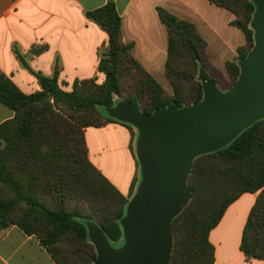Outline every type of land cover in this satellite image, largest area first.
<instances>
[{"label": "trees", "instance_id": "1", "mask_svg": "<svg viewBox=\"0 0 264 264\" xmlns=\"http://www.w3.org/2000/svg\"><path fill=\"white\" fill-rule=\"evenodd\" d=\"M208 1L231 11L235 18L230 24L245 37L237 56L226 62L232 78L226 86L204 65L209 60L207 41L196 26L161 6L157 12L168 33L165 75L173 86L170 98L133 57L134 43L123 42L122 19L113 1L86 12L109 37L98 65V72L105 76L102 83L96 78L76 80L72 90H65L59 83L58 67L52 75L35 72L15 50L37 77L41 90L26 94L0 70V103L15 112L12 119L0 125V231L17 225L27 235H36L56 264H95L97 251L88 235V221L99 225L112 245L119 240L124 243L121 219L141 174L133 180L129 197L123 195L90 162L85 128L120 122L108 115L107 107L121 100L138 102L144 113L200 101L204 95L200 67L222 91L235 84L240 75L239 60L255 44L251 28L255 5L253 0ZM46 49V45L35 46L33 52ZM124 77H134L132 94H124ZM120 123L132 131L131 124ZM68 170L73 171L70 176ZM49 171L55 188L40 190ZM67 181L77 182L76 190L67 189ZM188 184L191 199L172 222L174 244L169 264H214L209 233L226 208L246 192L258 195L244 226L240 249L248 259H264V118L241 131L225 147L196 157ZM69 195L83 197L87 207L77 201L79 205L68 208Z\"/></svg>", "mask_w": 264, "mask_h": 264}, {"label": "crops", "instance_id": "2", "mask_svg": "<svg viewBox=\"0 0 264 264\" xmlns=\"http://www.w3.org/2000/svg\"><path fill=\"white\" fill-rule=\"evenodd\" d=\"M109 1L116 4L121 16L123 42L134 43L133 57L157 80L165 77L168 56V33L159 19L158 6L192 22L214 58L225 47L232 50L227 40L237 38L235 32L226 37L217 32V10L208 0H0L1 72L26 94L41 90L30 68L52 75L58 67L59 83L65 81L71 85L76 80L95 78L109 37L86 12ZM234 18L235 15L229 19V25ZM213 35L218 36L220 44L216 43L210 53ZM244 42L243 35L242 42L234 45L233 59ZM43 45L47 46L46 50L33 52V47ZM15 50L23 55L30 68L22 63ZM14 115L13 110L0 103V125ZM84 133L90 162L129 197L132 182L140 175L131 129L120 122H110L89 126ZM257 195L258 192L243 193L226 208L220 222L210 231L214 264H264V259L246 258L240 249L244 226ZM0 264L56 263L36 235H27L13 225L0 231Z\"/></svg>", "mask_w": 264, "mask_h": 264}, {"label": "water", "instance_id": "3", "mask_svg": "<svg viewBox=\"0 0 264 264\" xmlns=\"http://www.w3.org/2000/svg\"><path fill=\"white\" fill-rule=\"evenodd\" d=\"M254 46L239 60L240 75L219 89L200 67L203 98L181 108L174 104L152 113L124 100L107 107L110 117L138 131L136 157L141 180L121 219L124 243L115 247L94 221L88 235L95 264H169L172 222L189 203L188 178L196 157L228 145L241 131L264 118V0H253Z\"/></svg>", "mask_w": 264, "mask_h": 264}, {"label": "rangeland", "instance_id": "4", "mask_svg": "<svg viewBox=\"0 0 264 264\" xmlns=\"http://www.w3.org/2000/svg\"><path fill=\"white\" fill-rule=\"evenodd\" d=\"M212 6L215 8V10H217V22H216V25L218 26V27L216 26L217 32L220 35H223L225 37L228 36V34L230 32H235L237 34V38L234 39L233 41L227 40L228 45L231 44L232 50H230V49L227 50V48L225 47L223 50H220V56L215 55V58H214V55H210L208 53L209 60L204 61V63H205L204 65L208 69V71L210 73H212L216 78H218L222 82L221 83L222 86H226V85H228V83L231 82L232 78H231V74L229 73V71L225 65V61L233 59V56L236 55V50H235L236 48L234 49V47H235L234 45L236 43L242 42L243 34L235 26L229 25V23H228L229 19L234 17V15L230 11L225 10V9H221L220 7H218L216 5H212ZM216 43L220 44L218 36L213 35L211 40H210V53H213L212 49L217 46ZM95 78H96V82L100 84L104 81L105 76L103 73L99 72V75L95 76ZM132 78H134V77H124L123 78V90H124L125 95L132 94V92H133L134 83H133ZM158 79L159 80H157V79L156 80L163 86V88L165 90V96L170 98L173 95V86L171 85L170 81L167 79L166 75H165V77L161 76V78H158ZM60 84L65 90H68V91L72 90V88H73V84L72 85L68 84L65 81H61ZM99 110L101 112H104L103 107H99ZM132 131L134 133L133 149H134V152L136 154V141H137V137H138V131L134 126L132 127ZM25 169H27V168H25ZM67 172H68L67 173L68 176H70V173L73 171L68 170ZM90 175H92V173H90ZM42 185L43 186H40V190H54L55 181H54V178L52 177L51 171H49L48 178L45 179V183ZM76 185H77V182L71 183L70 181H67L66 188L69 190H76L75 189ZM77 188H78V186H77ZM82 195L85 197L84 194H82ZM82 198L83 197L79 196L76 199V197L74 198V195H71V196L69 195V197L66 198V203H67L68 208H74L75 206L79 205V203H77V201H79L84 207H87V205H88L87 201L85 199H82ZM49 200H50V205L54 206V203L51 200V198ZM113 245L115 247H119L122 245V241L121 240L115 241V242H113Z\"/></svg>", "mask_w": 264, "mask_h": 264}]
</instances>
